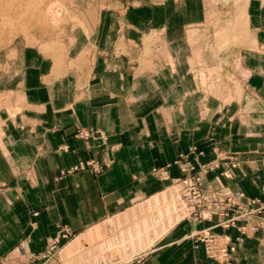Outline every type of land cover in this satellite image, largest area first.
I'll return each instance as SVG.
<instances>
[{"label":"rangeland","instance_id":"374dc122","mask_svg":"<svg viewBox=\"0 0 264 264\" xmlns=\"http://www.w3.org/2000/svg\"><path fill=\"white\" fill-rule=\"evenodd\" d=\"M45 1L0 0L27 15L24 29L0 25V85L11 88L0 109L11 118L29 108L22 79L74 75L87 89L98 58L106 74L126 58L134 73L185 80L180 95L155 98L152 114L131 104L121 128L76 127L68 144L52 136L40 151L51 160L24 163L18 178L0 160L10 185L0 180V195L10 187L6 204L28 206L14 211L25 224L0 264H264V114L243 107L238 51L249 42L244 23L231 25L248 0H202L201 25L180 32L162 21L165 0ZM152 4L154 27L128 39Z\"/></svg>","mask_w":264,"mask_h":264},{"label":"crops","instance_id":"0c3cea01","mask_svg":"<svg viewBox=\"0 0 264 264\" xmlns=\"http://www.w3.org/2000/svg\"><path fill=\"white\" fill-rule=\"evenodd\" d=\"M165 3L160 9L165 25L171 24L173 29L178 28L179 32L187 24L201 25L202 0H165ZM143 8L146 12L144 25L133 22L132 30L127 31V38L132 41L138 40L140 34L154 27L155 14L159 9L153 4ZM245 23L249 43L238 51L240 66L247 75V85L243 91V107L248 109L247 113L261 115L264 114V0L247 1ZM197 32L198 30L194 29V33ZM92 33L95 34V31H90L85 44L92 41L90 35ZM99 50L102 48L99 47ZM105 63L102 58L97 59L96 74L90 79L87 89L78 91L76 83H79V77L74 75L49 82L42 80V74H38L32 81L27 78L22 79V86H17L16 90L19 89L17 91L24 95L29 108L24 109L14 118L10 117L5 108L0 109L2 131L0 160L3 162L7 177L18 178L23 175L27 168L24 163L50 161V157L46 154L43 157L40 151L43 146L49 144L52 136L53 138L55 135L60 136L63 144H68L71 131L76 127L98 124L103 128H121L123 117L129 115L127 108L131 104L137 103L145 108L148 107L152 114L155 98L166 101L172 88H177L174 92L177 91L180 95L179 85L185 80L180 75L171 79L170 74L164 69H159L155 75L153 72L134 73L133 65L126 58L112 61V65L117 68L116 72L106 74ZM156 65L161 63L157 61ZM33 72H36L35 65ZM171 80L178 86H171ZM9 81L7 79L5 84L0 85V94L10 91ZM80 81L84 82L83 79ZM82 92L86 97H83ZM151 120L152 116L149 121ZM116 122L119 124L118 127ZM0 180L5 185H9L4 178ZM11 192L13 193L10 187L4 190L3 194L7 195L8 201ZM3 194L0 195V257L18 240L25 224L24 213L19 214L14 211L28 208L26 204L21 205L18 201H13L12 206H8Z\"/></svg>","mask_w":264,"mask_h":264},{"label":"bare ground","instance_id":"6f19581e","mask_svg":"<svg viewBox=\"0 0 264 264\" xmlns=\"http://www.w3.org/2000/svg\"><path fill=\"white\" fill-rule=\"evenodd\" d=\"M39 1V0H38ZM47 1V0H46ZM45 1V2H46ZM239 1H242V0H239ZM2 2H3V0H2ZM17 2V1H16ZM15 2V3H16ZM29 2V1H28ZM31 2H32V0H31ZM44 2V3H45ZM11 2H9V4H10ZM23 3V2H22ZM33 3V2H32ZM31 3V4H32ZM34 3H35V1H34ZM40 4L42 3V2H39ZM6 4V3H5ZM4 4V5H5ZM8 4V3H7ZM25 4V3H24ZM23 4V5H24ZM43 4V3H42ZM26 5V4H25ZM28 5V4H27ZM34 5V4H33ZM46 4H44V6H45ZM15 6V5H14ZM13 6V7H14ZM242 6V5H241ZM1 7V6H0ZM5 7V6H4ZM8 7V6H7ZM12 8V7H11ZM17 8H19L18 6H17ZM27 8H30V10L29 11H33L34 9H36L35 7H27ZM37 8H38V6H37ZM6 9V8H5ZM9 9V8H8ZM24 10H25V8H24ZM24 10H21V8L20 9H17L16 11H14L13 13H10V14H7L8 12L6 11V13H5V11H4V8L3 7H1L0 8V17H1V23H0V25L1 24H3L2 26L4 27V29L5 28H8V29H11V28H16L17 29V31H18V29H22L24 26H25V24H26V13H24ZM25 11V12H29V11ZM35 11V10H34ZM33 11V12H34ZM42 11V10H41ZM236 15L234 16V19H232L233 21H232V27H233V29L235 30L236 28L238 29V28H241L242 27V25H243V23H244V27H245V7H241V8H239L238 9V12L237 13H235ZM29 15V14H28ZM32 15H35V13L33 14L32 13ZM32 15H31V17H32ZM39 15H40V13H39ZM247 15V14H246ZM41 16V15H40ZM28 17H30V16H28ZM30 17V18H31ZM34 17V16H33ZM32 17V18H33ZM36 17H38V16H36ZM32 18H31V21H29V22H36V21H32ZM39 18H41V17H39ZM34 19V18H33ZM36 19V18H35ZM38 20V19H37ZM42 20V19H41ZM39 21V20H38ZM41 22V21H40ZM37 23V22H36ZM30 24V26H31V23H29ZM28 24V25H29ZM24 25V26H23ZM34 25V24H33ZM42 26V25H41ZM1 27V26H0ZM27 28H28V26H26ZM34 27V26H33ZM73 28V27H72ZM24 29V28H23ZM26 29V28H25ZM5 31H6V29H5ZM21 31H24V30H21ZM1 32V31H0ZM14 32V31H13ZM2 35V34H1ZM8 35V34H7ZM11 35V34H10ZM5 36V35H4ZM7 38V37H6ZM13 39V38H12ZM9 42H11V41H9ZM219 43H221V42H219ZM226 44V43H225ZM215 46H217L216 44H215ZM223 47V46H222ZM149 49V48H148ZM220 49V48H219ZM81 56H82V54H81Z\"/></svg>","mask_w":264,"mask_h":264}]
</instances>
